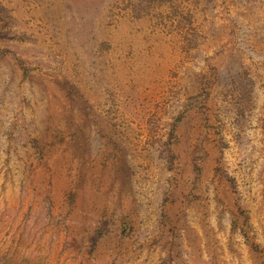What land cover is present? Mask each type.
Segmentation results:
<instances>
[{"label": "rangeland", "instance_id": "1", "mask_svg": "<svg viewBox=\"0 0 264 264\" xmlns=\"http://www.w3.org/2000/svg\"><path fill=\"white\" fill-rule=\"evenodd\" d=\"M0 264H264V0H0Z\"/></svg>", "mask_w": 264, "mask_h": 264}, {"label": "trees", "instance_id": "2", "mask_svg": "<svg viewBox=\"0 0 264 264\" xmlns=\"http://www.w3.org/2000/svg\"><path fill=\"white\" fill-rule=\"evenodd\" d=\"M207 94V91H205V94H203V95H205V97L207 96L206 95ZM201 97V96H200ZM190 101V103H192L193 102V99H190L189 100ZM180 118H178V120H179ZM178 120L176 121V123H178ZM175 127H176V124H175ZM175 129V128H174ZM173 131H175V130H173Z\"/></svg>", "mask_w": 264, "mask_h": 264}]
</instances>
